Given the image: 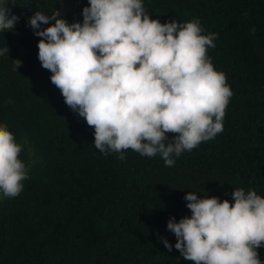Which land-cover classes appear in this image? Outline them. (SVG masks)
<instances>
[{
  "label": "trees",
  "instance_id": "trees-1",
  "mask_svg": "<svg viewBox=\"0 0 264 264\" xmlns=\"http://www.w3.org/2000/svg\"><path fill=\"white\" fill-rule=\"evenodd\" d=\"M70 1L63 19L82 23L88 0ZM7 3L19 19L0 32V49L8 48L0 55V125L22 145L28 179L19 196L0 193V264H193L167 230L170 218L191 216L188 192L234 203L243 188L264 198V0H142L152 20L197 19L202 35H218L207 56L233 93L223 132L174 157L173 167L159 154L129 149L120 160L99 152L94 128L42 68L40 37L28 26L35 12L54 15L58 0ZM257 251L264 261V247Z\"/></svg>",
  "mask_w": 264,
  "mask_h": 264
},
{
  "label": "clouds",
  "instance_id": "clouds-1",
  "mask_svg": "<svg viewBox=\"0 0 264 264\" xmlns=\"http://www.w3.org/2000/svg\"><path fill=\"white\" fill-rule=\"evenodd\" d=\"M83 22L68 24L35 12L28 26L40 37L38 59L50 71L66 105L94 128V147L126 159V150L161 156L166 167L222 133L233 93L226 75L207 56L216 33L202 35L199 20L161 24L146 13L142 0H88ZM0 0V32L11 31L19 17ZM51 26L41 29V25ZM250 31L254 34L255 27ZM8 53L7 46L0 55ZM167 133L175 134L168 140ZM167 141V143H165ZM7 125H0V193L15 198L28 170ZM234 203L218 197L184 196L191 216L167 230L175 249L193 264H264V198L235 189ZM172 251L173 246L161 237Z\"/></svg>",
  "mask_w": 264,
  "mask_h": 264
},
{
  "label": "rangeland",
  "instance_id": "rangeland-1",
  "mask_svg": "<svg viewBox=\"0 0 264 264\" xmlns=\"http://www.w3.org/2000/svg\"><path fill=\"white\" fill-rule=\"evenodd\" d=\"M58 3H59V9H58L59 18L63 19L65 14L73 7L74 4L70 0H58Z\"/></svg>",
  "mask_w": 264,
  "mask_h": 264
}]
</instances>
